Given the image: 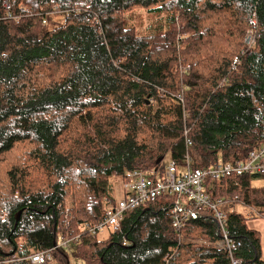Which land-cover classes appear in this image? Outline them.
<instances>
[{"label": "trees", "instance_id": "16d2710c", "mask_svg": "<svg viewBox=\"0 0 264 264\" xmlns=\"http://www.w3.org/2000/svg\"><path fill=\"white\" fill-rule=\"evenodd\" d=\"M7 1L0 264L48 250L47 264H231L210 211L173 224L174 196L126 211L107 239L90 230L136 194L125 188L132 172L163 170L167 156L210 167L264 145V0ZM136 10L159 16L158 29L130 26ZM254 178L206 183L243 264H264L262 234L237 208L264 215Z\"/></svg>", "mask_w": 264, "mask_h": 264}, {"label": "built area", "instance_id": "2783aa9c", "mask_svg": "<svg viewBox=\"0 0 264 264\" xmlns=\"http://www.w3.org/2000/svg\"><path fill=\"white\" fill-rule=\"evenodd\" d=\"M8 7V1L4 2ZM11 16V15H9ZM45 23V21H44ZM237 59H235V62ZM189 68V66L187 67ZM188 145L192 144L187 140ZM171 162L162 170L151 168L142 172H132L128 175L127 189H134L136 194L122 198L118 206L108 211L106 218L94 227L91 233H96L105 228L117 231L121 227L123 215L128 210H135L155 201L159 196H174L173 224L181 227L187 220L197 218L204 212L210 211L217 223L220 238L215 242L218 249L225 251L231 264H243L238 256V241L231 236L228 228V215L222 209L224 200L215 199L209 192L208 181L233 178L236 175L264 177V145L254 148L244 160L235 159L230 162H219L210 167L196 168L190 163L187 155V165L184 169ZM183 172V173H182ZM67 246L68 240L62 241ZM50 251L34 254L30 257L32 264H47Z\"/></svg>", "mask_w": 264, "mask_h": 264}, {"label": "rangeland", "instance_id": "374dc122", "mask_svg": "<svg viewBox=\"0 0 264 264\" xmlns=\"http://www.w3.org/2000/svg\"><path fill=\"white\" fill-rule=\"evenodd\" d=\"M63 16H57L52 20V26L57 25L59 22L63 21ZM127 21L130 26L135 27H142L143 29H140L139 31L141 33H152L155 32L158 29V25L160 23L159 16L155 15L154 13L150 14L146 11L142 10H136L134 12H131L127 14ZM170 156H167L165 158L164 165L171 163ZM182 170L181 168H179ZM183 173V172H182ZM114 184L116 185V196L117 198H120L122 195V180L120 178L113 179ZM253 186L260 187L264 186V177H258L253 179ZM239 211L244 213L249 219H251V225H254L256 221L252 220H259L260 222L264 223V217L258 216L254 209L252 208H246L243 206L237 207ZM263 220V221H262ZM111 232H114L113 230L104 229L98 233V237L100 239H107ZM47 252V251H45ZM44 253V252H43ZM50 257V255H49ZM48 257V258H49Z\"/></svg>", "mask_w": 264, "mask_h": 264}, {"label": "crops", "instance_id": "0c3cea01", "mask_svg": "<svg viewBox=\"0 0 264 264\" xmlns=\"http://www.w3.org/2000/svg\"><path fill=\"white\" fill-rule=\"evenodd\" d=\"M261 217H264V215H261ZM250 220L251 219L248 220V225L254 229H257L262 234V251H263V257H264V223L260 222L259 220H252V221H256V222L254 223V225H251Z\"/></svg>", "mask_w": 264, "mask_h": 264}, {"label": "water", "instance_id": "95a60500", "mask_svg": "<svg viewBox=\"0 0 264 264\" xmlns=\"http://www.w3.org/2000/svg\"><path fill=\"white\" fill-rule=\"evenodd\" d=\"M20 217H21V213H19V215H18V217H17V223L19 222Z\"/></svg>", "mask_w": 264, "mask_h": 264}, {"label": "bare ground", "instance_id": "6f19581e", "mask_svg": "<svg viewBox=\"0 0 264 264\" xmlns=\"http://www.w3.org/2000/svg\"><path fill=\"white\" fill-rule=\"evenodd\" d=\"M24 14V12H22ZM33 13V12H32ZM64 13V12H63ZM20 15V14H19ZM15 16V15H14ZM18 16V15H17ZM6 18V17H5ZM21 20V19H20ZM17 21V20H16ZM19 22V20H18ZM186 165H187V162H186ZM236 176H242V175H236Z\"/></svg>", "mask_w": 264, "mask_h": 264}, {"label": "clouds", "instance_id": "9594fccd", "mask_svg": "<svg viewBox=\"0 0 264 264\" xmlns=\"http://www.w3.org/2000/svg\"><path fill=\"white\" fill-rule=\"evenodd\" d=\"M256 178H258V177H256Z\"/></svg>", "mask_w": 264, "mask_h": 264}]
</instances>
